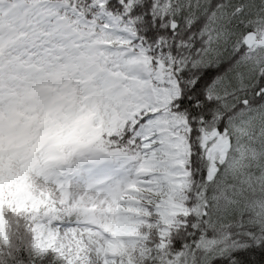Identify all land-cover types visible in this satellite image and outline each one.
Segmentation results:
<instances>
[{"label":"snow or ice","instance_id":"6c2138e0","mask_svg":"<svg viewBox=\"0 0 264 264\" xmlns=\"http://www.w3.org/2000/svg\"><path fill=\"white\" fill-rule=\"evenodd\" d=\"M0 264H264V0H0Z\"/></svg>","mask_w":264,"mask_h":264}]
</instances>
